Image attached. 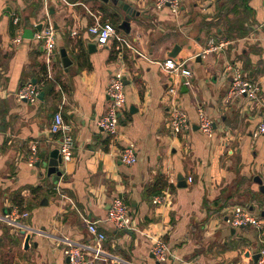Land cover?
I'll use <instances>...</instances> for the list:
<instances>
[{"label":"crops","instance_id":"1","mask_svg":"<svg viewBox=\"0 0 264 264\" xmlns=\"http://www.w3.org/2000/svg\"><path fill=\"white\" fill-rule=\"evenodd\" d=\"M126 3L138 12L128 34L118 29L125 14L110 1L0 0V218L16 206L14 198L28 213L21 221L24 235L0 219V264H67L63 241L91 243L89 221L106 236L96 264H252L259 253L260 231L233 229L227 218L231 208L245 207L264 229L258 184L264 189V134H257L264 119V0H181L176 14L157 9L154 0ZM101 14L119 20L114 27L126 45L96 44L87 29ZM47 20L56 50L70 61L67 68L60 53L46 66L43 43L33 38ZM238 31L243 34L235 36ZM211 39L227 45L205 53ZM175 46V59L192 74L188 87L160 67ZM230 64L258 85V102L225 98ZM116 71L123 73L126 103L111 137L97 121ZM32 80L40 92L49 81L53 92L42 91V101L33 104L18 101L17 91ZM172 104L190 123L178 137L166 126ZM199 108L213 122L211 137L199 129ZM57 112L71 128L73 159L59 165L61 176L47 177L36 163L58 148L60 139L50 131ZM129 146L137 162L126 166L119 154ZM32 148L39 160L30 166ZM116 195L130 208L132 231L115 230L106 220ZM157 196L164 198L161 205L152 203ZM157 240L172 254L162 263L150 257Z\"/></svg>","mask_w":264,"mask_h":264},{"label":"built area","instance_id":"2","mask_svg":"<svg viewBox=\"0 0 264 264\" xmlns=\"http://www.w3.org/2000/svg\"><path fill=\"white\" fill-rule=\"evenodd\" d=\"M154 6L157 9L168 8L171 13L176 14L180 10L181 0H154ZM16 22L17 21L14 20V23ZM87 32L95 38L96 44L100 47L106 46L111 40H116L126 45L125 40L120 37L117 29L107 20L102 21L101 18H95V23L88 27ZM73 35H75V33H73ZM33 38L37 41H42L46 66H49L53 61L52 59L59 53L55 47L56 34L51 22L47 20L42 31L36 32ZM20 41V37L13 39L14 44H18ZM226 45L227 42L224 40L214 41L211 39L209 41V48L205 53L222 50ZM160 67L166 73L181 77V84L183 86L188 87L191 85L192 74L187 68L185 61L168 58L160 64ZM227 69L230 72V82L225 98L230 100L232 98L242 97L248 102H258V85L244 76L243 70L239 65L230 64ZM39 92L40 90L37 85L29 83L17 91L16 99L18 101H26L33 104L38 101ZM169 93L175 94L176 89H169ZM106 96L108 98L107 109L105 114L97 121V126L105 135L114 137L117 134L121 113L126 103L123 73L121 71H116L112 75L106 88ZM197 117L200 131L204 135L211 137L213 133V122L200 108L197 111ZM166 126L174 137H178L188 132L190 129L187 115L175 104H172L169 109ZM50 131L60 139L57 148L60 157V165L69 163L73 159L74 141L70 126L64 122L59 112L55 113L52 117ZM257 134H264V119L257 127ZM38 160V154L35 148H32L31 154L28 157L29 165L33 166ZM119 161L126 166L134 165L137 162V155L134 148L129 146L122 150L119 154ZM163 199V196L154 197L152 203L153 205H161ZM27 216V212H22L15 206L9 213L4 214L0 219L10 227L26 231L25 227H22L21 221ZM106 220L115 230H133L130 208L120 195H116L111 199L106 212ZM227 223L233 229L253 227L260 231L261 248L259 250V257L257 261L252 264H264V229L262 228L260 218L252 215L250 211H248V208L235 206L230 209ZM86 228L91 236V243H79L69 239L63 241L64 254L69 259L68 264H96L97 261L103 259L104 254L102 245L106 240L105 234L98 229L96 222H87ZM150 252L154 259L160 263L172 257L168 245L160 240L153 243Z\"/></svg>","mask_w":264,"mask_h":264},{"label":"water","instance_id":"3","mask_svg":"<svg viewBox=\"0 0 264 264\" xmlns=\"http://www.w3.org/2000/svg\"><path fill=\"white\" fill-rule=\"evenodd\" d=\"M103 2H108L110 1L113 5L119 6L121 8V11L125 14L123 21L118 24V29L121 30L123 33L128 34L130 31L129 27V20L135 16L138 15V12L133 9L132 5H129L126 3V0H101ZM41 27L38 26L37 30H39ZM94 44H89L88 45V51L89 53H92V50L94 49ZM179 51V48L175 46L171 53L169 54V57L174 58L177 56ZM61 57L63 58V67L67 68V66L70 64V61L65 57V52L61 50L60 52ZM32 84L35 85V80H32ZM43 92H39L38 99L42 101L43 99ZM60 165V157L58 155V150L57 149H52L49 154H41L40 155V160L38 163H36L37 167H42L46 170V175L47 177H59L61 176V172L58 171V167ZM258 184L260 185V189L263 191V186L261 181L258 179ZM185 184L183 183V180L181 177H178V187H183ZM25 231L21 230V234L24 235ZM30 236L25 235V240H24V249L28 248V241H29ZM153 258V256H150ZM259 257V253L256 254L255 256L252 257L253 262L255 263L257 261V258ZM68 257L66 258V263L68 264Z\"/></svg>","mask_w":264,"mask_h":264},{"label":"trees","instance_id":"4","mask_svg":"<svg viewBox=\"0 0 264 264\" xmlns=\"http://www.w3.org/2000/svg\"><path fill=\"white\" fill-rule=\"evenodd\" d=\"M109 17H110V22H111V24H113V26H116V25L118 24V21H119V20L116 19L113 15H110ZM116 29H117V28H116ZM242 34H243V32H239V31H238V32L235 34V36H240V35H242ZM216 41H217V40H216ZM39 69H40V73H42V75L46 77V76H47V68L45 67V65L40 66ZM38 81H39V79H38ZM40 89H41V91H43L45 94H51V93L53 92L52 87L49 85V81L44 82L43 87H41ZM153 188H154V187H153ZM162 188H165V186H162ZM160 191H161V189H160V190H157V191L152 190L153 194H159ZM12 201H13V204L16 205V206L19 208L20 211L23 210V208H22V199L14 198Z\"/></svg>","mask_w":264,"mask_h":264},{"label":"rangeland","instance_id":"5","mask_svg":"<svg viewBox=\"0 0 264 264\" xmlns=\"http://www.w3.org/2000/svg\"><path fill=\"white\" fill-rule=\"evenodd\" d=\"M101 17H102V18H101L102 21L108 20V19H107L104 15H102V14H101ZM109 22H110V21H109Z\"/></svg>","mask_w":264,"mask_h":264}]
</instances>
